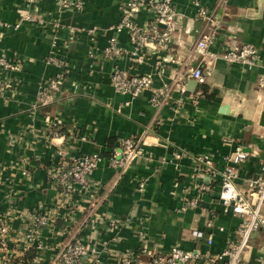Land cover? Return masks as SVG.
Segmentation results:
<instances>
[{
	"label": "crops",
	"instance_id": "1",
	"mask_svg": "<svg viewBox=\"0 0 264 264\" xmlns=\"http://www.w3.org/2000/svg\"><path fill=\"white\" fill-rule=\"evenodd\" d=\"M55 1L40 0L31 9L24 0H0V20L12 25L24 12L44 21L54 22L58 17L61 22L55 27L24 20L17 29L0 28V46L18 64L15 92L0 100V215L10 211L13 228L18 230L22 214L54 209V232L43 230L44 249L38 252L36 263L49 264L64 240L59 228L68 208L55 207L57 191L47 178V169L55 152L63 148L69 155L102 157L91 173L99 185L96 195L71 207L74 227H81L82 235L90 226L98 227L108 248L121 255L139 254L141 243L156 252H166L174 244L193 252L222 251L234 237L240 217L223 210L216 176L195 163V156L206 154L220 167L224 155L235 146L249 147L255 153L239 166L235 186L243 190V179L259 172L264 153V99L256 80L261 69L218 59L205 74V95L198 91V83L193 91L188 89L189 72L201 64L194 44L199 32L207 28L216 29L211 52L221 54L229 46L252 43L264 62V0H198L211 13V24L197 13L193 0H172L176 24L170 42L165 47L142 46L136 55L127 30H116L124 0H83L81 12L60 11ZM141 6L135 21L146 28L153 13ZM112 36L121 52L104 56L102 50ZM53 41L56 56L65 58L70 67L55 100L41 105L36 101L41 83L59 70L45 63ZM89 47L95 49L92 57ZM115 67L136 75L151 74L152 83L138 97L115 91L110 84ZM164 82L170 83V97L154 107L151 97ZM180 84L185 92H180ZM129 136L139 140V158L112 185L114 170L108 157ZM141 180L145 185L138 189ZM208 181L210 189L200 191V184ZM192 196L200 198L197 206L186 205ZM95 200L98 206L93 216ZM213 216L223 231L214 230L213 242L207 244L204 224ZM112 218L121 219V226L105 232L103 221ZM140 226L144 241L136 233ZM193 230H202L204 236L197 238ZM1 258L0 253L3 264ZM108 258L103 257V264L110 263ZM244 264H264L262 230L251 235Z\"/></svg>",
	"mask_w": 264,
	"mask_h": 264
},
{
	"label": "built area",
	"instance_id": "2",
	"mask_svg": "<svg viewBox=\"0 0 264 264\" xmlns=\"http://www.w3.org/2000/svg\"><path fill=\"white\" fill-rule=\"evenodd\" d=\"M34 3L36 0H28ZM57 5L80 7L83 0H56ZM197 13L211 24V13L201 5L198 0H194ZM143 8L153 13V20L146 28L139 26L135 17L137 12ZM121 8V7H120ZM24 20H31V14L25 13ZM32 21V20H31ZM41 22V21H39ZM176 12L172 0H124L120 12L116 30H127L130 43L133 44V55L142 47L151 45L167 46L170 42V34L175 30ZM4 30L17 29L19 24L0 23ZM58 27L59 24L54 23ZM216 38V29L207 28L199 32L194 44L195 49L200 54V65L195 66L189 76L198 84L205 82V74L209 73L219 58H224L229 64L237 63L251 69L259 67L260 73L257 76L256 86L263 94L264 99V62L261 59L259 49L252 43H243L237 47H230L221 54L210 51V46ZM46 56L45 63L52 64L59 70L41 83L40 90L36 96L37 103L46 105L52 103L56 95L61 90L62 78L67 70L68 62L65 58H58L55 54V41ZM104 56L111 57L119 55L121 46L115 37H110L108 45L103 48ZM95 49L89 47L88 56H94ZM141 61L139 55L136 56ZM18 64L9 60L6 50L0 46V100H7L10 94L17 88ZM152 83L151 74H131L126 69L115 67L110 76V84L115 91L129 94L131 97H138ZM170 83H162L155 95L151 97V104L154 107L170 97ZM180 92H185L183 84H180ZM179 103V100L177 101ZM84 137H81L83 140ZM141 152L139 140L134 136H129L121 141L120 149L108 157V165L113 168L112 185L115 184L121 174H123L138 158ZM255 152L251 148L240 145L224 155L223 163L216 167L208 155L197 157L199 163L206 167V171L214 178L216 176L219 190L217 199L223 206L224 211L240 217V222L234 230V237L229 238L225 248L215 254L210 252H193L186 250L178 244L172 245L166 252H156L140 244L139 254L121 255L120 252L111 251L108 248V240L101 239L98 234V227L90 226V231L81 234V227H74V211L71 207L79 201H87L94 198L99 185L91 178V173L97 168L102 157L99 154H79L69 155L63 148L55 152V160L51 162L47 169V178L52 182L57 197L55 207H67L68 211L63 215V221L59 228L64 240L56 247L52 260L49 264H103V257L110 259L109 264H244V253L249 248L251 235L262 230L264 233V153L260 158V169L254 177L243 179L244 189L235 186V179L238 175L239 166L244 163ZM180 154L176 155V158ZM26 174V170H22ZM110 185V186H112ZM145 181L138 182V189H143ZM210 181L199 186L200 191H208ZM200 201L198 196L186 201V205L197 206ZM91 204V214L98 204ZM56 209V210H57ZM185 209V206L182 207ZM55 210L42 211L34 210L28 214H22V225L19 229L13 228V214L10 211L0 215V253L3 264H10L12 258L23 255L30 249L35 250L31 264L39 261L38 252L44 249L42 233L44 229L54 232ZM121 219L112 218L103 221L104 231L117 230L121 226ZM206 230V243L213 242V231H223V226L215 224V217L207 219L204 224ZM139 239L145 240L146 236L143 228L136 229ZM192 234L197 238L204 236L202 230H193ZM113 240L116 238L113 237ZM108 249L110 250L109 252ZM108 254H107V253ZM104 255V256H103ZM140 256H144L146 261L143 263Z\"/></svg>",
	"mask_w": 264,
	"mask_h": 264
},
{
	"label": "rangeland",
	"instance_id": "3",
	"mask_svg": "<svg viewBox=\"0 0 264 264\" xmlns=\"http://www.w3.org/2000/svg\"><path fill=\"white\" fill-rule=\"evenodd\" d=\"M39 1L40 0H36L34 3H31V2H29L28 0H24V3L27 5H29L30 7H31V9H33V8H36V6L38 5V3H39ZM193 2H194V0H193ZM55 4H56V9H59L60 11H67V10H71V11H73V12H81L82 10H83V6H84V2L82 3V5H80V7H72V6H64V4H62V5H57V2L55 1ZM121 7V6H120ZM119 7V17H120V12H121V8ZM27 13V12H26ZM30 13V12H29ZM22 14H25V12L24 13H22ZM31 14V22L32 23H34V24H38V25H40V26H44V25H46V24H54V23H56V24H61V22H60V20H58V17H57V19H56V21H54V19H53V21L54 22H51L50 20H48V21H44L45 19L43 18L42 19V17H40V16H38V15H36V14H34V13H30ZM21 21H24V18H23V15H20V17H19V22L17 23V24H19ZM39 21H41V22H39ZM5 21L4 20H0V23H4ZM14 25V24H13ZM56 27V26H55ZM0 28H2V26H0ZM8 30H10V29H8ZM220 60H223L224 58H219ZM224 61V60H223ZM225 62V61H224ZM228 63V62H227ZM69 67H70V65H69V63H68V66H67V69H69ZM48 78H51V76H49ZM48 78H47V80H48ZM46 80V79H45ZM198 156H200V155H197V156H195V163H199V160L197 159V157ZM198 173V172H197ZM199 194V193H198ZM187 197V196H186ZM192 197H195V196H192ZM181 209V208H180Z\"/></svg>",
	"mask_w": 264,
	"mask_h": 264
},
{
	"label": "trees",
	"instance_id": "4",
	"mask_svg": "<svg viewBox=\"0 0 264 264\" xmlns=\"http://www.w3.org/2000/svg\"><path fill=\"white\" fill-rule=\"evenodd\" d=\"M198 91H201L203 95L207 92V86L204 83H200ZM208 98H213V95H207ZM35 255V250L30 249L25 252L23 255L13 258L11 264H31L32 258Z\"/></svg>",
	"mask_w": 264,
	"mask_h": 264
},
{
	"label": "water",
	"instance_id": "5",
	"mask_svg": "<svg viewBox=\"0 0 264 264\" xmlns=\"http://www.w3.org/2000/svg\"><path fill=\"white\" fill-rule=\"evenodd\" d=\"M197 84V82L194 80V79H191L189 82H188V89L190 90H194L195 89V85Z\"/></svg>",
	"mask_w": 264,
	"mask_h": 264
}]
</instances>
